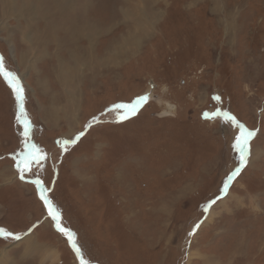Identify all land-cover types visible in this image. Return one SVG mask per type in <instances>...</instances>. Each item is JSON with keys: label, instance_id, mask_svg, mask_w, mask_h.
Instances as JSON below:
<instances>
[{"label": "rangeland", "instance_id": "rangeland-1", "mask_svg": "<svg viewBox=\"0 0 264 264\" xmlns=\"http://www.w3.org/2000/svg\"><path fill=\"white\" fill-rule=\"evenodd\" d=\"M15 4L0 57L25 114L0 76V229L36 233L45 264H264V0ZM19 239L0 264H38Z\"/></svg>", "mask_w": 264, "mask_h": 264}, {"label": "snow or ice", "instance_id": "snow-or-ice-1", "mask_svg": "<svg viewBox=\"0 0 264 264\" xmlns=\"http://www.w3.org/2000/svg\"><path fill=\"white\" fill-rule=\"evenodd\" d=\"M0 75H2L4 77L5 80H7L8 84L12 87L13 92L16 95V99L18 102L23 100V88L19 85V82L17 80V78L15 77V75L10 72V71H6L4 68V64H3V60L2 58H0ZM147 97H140L139 100L137 101V104L140 103V101L146 100ZM118 108H125L127 109L128 112L134 113L136 111V105H117ZM21 109H22V105H21ZM227 116V114H225ZM18 119L20 118L19 114H18ZM125 118H127V116H125ZM228 119L232 120L233 123L235 124V118L228 116ZM23 127H24V131H23V136L26 138H28L29 136V122L28 121H23ZM241 127V132L238 136H236L235 138V143H234V147L236 148L237 152L239 153V160H240V167H243L244 164L246 163V158L248 155V141L249 139L255 135L254 132H249L246 129L243 128V126ZM80 135H83V133H81ZM79 137H77L78 139ZM67 143H75V140L72 141H65V144ZM25 148L28 150V154H31V150L35 148V145L29 144V143H25ZM240 167L236 168L229 176H228V181L232 180L236 175L239 174L240 171ZM27 169H19L20 171V178L24 179V172ZM228 181H225V189L228 187ZM35 184L39 185L40 181L36 180L34 181ZM41 198L45 200V203L47 204V199L45 197H43V195H41ZM220 197H217V199H219ZM212 203H215V201H212ZM52 217L53 220H57L59 219L58 214L55 212H51L49 213ZM57 228L58 230H60L61 232H64L69 240H72V233L67 231L66 229L61 228L60 224L57 223ZM192 233H189V235H191ZM0 237L2 238H14V239H19V236H15L13 233L5 231L4 229H0ZM72 247L76 250L77 255H79V249L77 248L76 244L73 243ZM81 264H84L83 261H81Z\"/></svg>", "mask_w": 264, "mask_h": 264}, {"label": "crops", "instance_id": "crops-1", "mask_svg": "<svg viewBox=\"0 0 264 264\" xmlns=\"http://www.w3.org/2000/svg\"><path fill=\"white\" fill-rule=\"evenodd\" d=\"M36 235L37 234L32 232V231L30 233H27L25 236H23L21 239H19V241H16L15 248L17 251H18V248L22 249L20 251L19 260H21V261L25 260V262H29V261L33 260L34 258L38 257V259H37L38 264H45L44 262L39 263L40 262L39 255L41 254V251H42V246L40 244H42V243H38V241H37L38 237ZM28 253H29V257L26 256ZM47 254L48 255L44 259H47L49 257V255H50L51 260L55 261L58 258V257L55 258L54 252H52V249L47 250Z\"/></svg>", "mask_w": 264, "mask_h": 264}, {"label": "water", "instance_id": "water-1", "mask_svg": "<svg viewBox=\"0 0 264 264\" xmlns=\"http://www.w3.org/2000/svg\"><path fill=\"white\" fill-rule=\"evenodd\" d=\"M1 58V57H0ZM1 77H3L2 75H1ZM4 78V77H3ZM7 81V80H6ZM8 83V82H7ZM10 86V85H9ZM11 87V86H10ZM21 105H22V102L20 101V108H21ZM174 109V106L172 105L168 110H173ZM22 113L23 114H25L24 113V110H23V106H22ZM154 116H157V117H164V116H166V115H168V112H166V111H162V112H160V113H155V114H153ZM24 117H25V119L27 120V118H26V116L24 115ZM56 143H57V141H56ZM26 164V167L28 168V164L27 163H25ZM21 175V174H20ZM20 178V177H19ZM28 181V183H33V184H35L34 183V181H36V180H27ZM37 185V184H36ZM37 187H38V198L43 202V204H44V206H45V210H46V212H47V214H48V216L52 219V217H51V215L49 214L50 213V206H49V202H48V200H47V204L45 203V200L44 199H42L41 198V195H42V183L40 182V184L39 185H37ZM52 222H53V227H54V229L56 230V231H58V232H61L60 230H58V228H57V223H58V221L57 220H53L52 219ZM68 231V230H67ZM62 233H64V232H62ZM65 234V233H64ZM68 244H69V246H71V243H70V240H69V238H68ZM71 249L73 250V252L75 253V251H74V249H73V247H71Z\"/></svg>", "mask_w": 264, "mask_h": 264}, {"label": "bare ground", "instance_id": "bare-ground-1", "mask_svg": "<svg viewBox=\"0 0 264 264\" xmlns=\"http://www.w3.org/2000/svg\"><path fill=\"white\" fill-rule=\"evenodd\" d=\"M15 1H16V0H12V3H13L14 6L17 4V3L15 4ZM11 8H12V7H11ZM19 16H21V15H19ZM62 26H63V25H62ZM65 26H67V25H65ZM68 29H70V28H68ZM230 30H231V29H230ZM71 33H72V32H71ZM229 34H230V33H229ZM85 49H86V48H84V50H85ZM87 53H88V55H91L90 52H89V49H88V52H87ZM73 56H74V55H73ZM66 73H67V72H66ZM71 106H72V105H71ZM89 196H90V195H89ZM52 252H53V250H52ZM188 262H189V260H188Z\"/></svg>", "mask_w": 264, "mask_h": 264}, {"label": "trees", "instance_id": "trees-1", "mask_svg": "<svg viewBox=\"0 0 264 264\" xmlns=\"http://www.w3.org/2000/svg\"><path fill=\"white\" fill-rule=\"evenodd\" d=\"M1 76V75H0ZM5 240H7V239H5ZM2 241V240H1ZM4 243V242H3ZM5 243H7V242H5ZM69 245V244H68ZM73 251V250H72ZM74 253V252H73ZM75 254V253H74Z\"/></svg>", "mask_w": 264, "mask_h": 264}, {"label": "clouds", "instance_id": "clouds-1", "mask_svg": "<svg viewBox=\"0 0 264 264\" xmlns=\"http://www.w3.org/2000/svg\"><path fill=\"white\" fill-rule=\"evenodd\" d=\"M3 78V77H2Z\"/></svg>", "mask_w": 264, "mask_h": 264}]
</instances>
